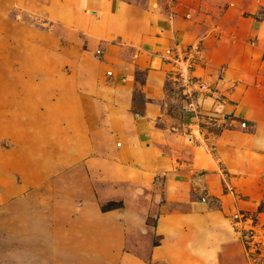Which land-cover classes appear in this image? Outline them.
<instances>
[{"label":"crops","instance_id":"crops-1","mask_svg":"<svg viewBox=\"0 0 264 264\" xmlns=\"http://www.w3.org/2000/svg\"><path fill=\"white\" fill-rule=\"evenodd\" d=\"M263 6L252 0L236 13L195 0L183 7L187 17L181 9L164 18L126 0H0V24L14 10L30 13L101 50L74 65L72 86L80 94L70 96L61 79L52 81L54 95L48 48L0 31V71L10 77L0 81V95L4 86L9 97L25 88L33 96L23 101L43 103L25 123L0 115L15 142L0 150V264H244L230 216L241 206L239 194L252 193L253 175L264 171V126L213 134L199 121L226 112L260 118L254 98L237 88L256 84L245 83L244 66L258 50L244 46L252 36L264 43V21L255 18ZM175 41L201 42L195 72L226 90L227 103L199 95L194 115L168 99L172 80L159 53ZM30 77L37 80L27 90ZM60 121L59 143L50 137ZM51 163L60 169L55 177ZM97 168L137 183L161 178L159 197L170 208L155 214L148 259L126 248L130 212L101 208L92 186Z\"/></svg>","mask_w":264,"mask_h":264},{"label":"rangeland","instance_id":"rangeland-1","mask_svg":"<svg viewBox=\"0 0 264 264\" xmlns=\"http://www.w3.org/2000/svg\"><path fill=\"white\" fill-rule=\"evenodd\" d=\"M131 3L138 4L146 10L161 15L164 18H168L173 13H177L181 10L184 17H187V11H184L187 2L195 0H126ZM255 1V0H254ZM259 1V0H258ZM209 7L222 9L224 6L229 5L234 8V11H238V8L242 11L247 10L252 0H206ZM264 2V0H263ZM189 12V11H188ZM246 14V13H245ZM257 20L264 21V6L259 8L255 14ZM0 31L16 34L19 38L38 44L41 47H46L50 51V67L49 76L51 86L53 88L54 95H57L58 89L55 87L57 80H66L69 88L66 89L70 96H74L75 90L80 94L81 89H75L72 86L73 81V69L74 65H79L80 62L91 59L92 57L99 56L101 53L97 44L92 43L88 37L77 32L74 29H69L58 23L47 21L39 18L30 13L14 10L11 14L0 24ZM27 41V42H28ZM253 42V43H252ZM255 37L249 39V43L244 47L257 48V56L252 58L251 62L245 64V83L248 80L256 79V84L250 87L239 86L237 89L239 92L246 90L253 98L254 103L251 105L252 109L257 110L260 113L259 119H253L247 121L243 118L234 116L231 112L221 113L217 116H211L203 118L200 116L199 126L202 130H206L213 134H219L222 130H237L243 132H254L255 124H261L264 126V43H259ZM8 43V42H7ZM183 44V43H182ZM186 45V44H183ZM200 53L202 59L201 42ZM242 46V48H244ZM6 55H10L11 50H5ZM262 54V55H261ZM16 60V58H13ZM263 61H262V60ZM20 58H17L16 64ZM14 61V60H13ZM201 60H199L200 62ZM9 63V60H4ZM199 64V63H198ZM197 64V65H198ZM110 72V71H109ZM195 72V68H194ZM222 70L219 69V74ZM40 74L41 78H45L43 73ZM108 74V73H107ZM196 75H198L195 72ZM202 80L210 83L216 88L219 97H204L210 98L215 102L227 103L228 96L225 93L226 90L221 89L215 83L207 81L202 76L198 75ZM32 77V76H31ZM24 81L25 87L29 89L30 83L33 84L35 79L32 78ZM34 78V77H33ZM9 73L0 71V81H9ZM53 81V82H52ZM57 83V82H56ZM70 83V84H69ZM54 84V85H53ZM233 87L231 88V90ZM8 87H1L0 95V115L3 117V121H7L8 124L12 123V118L17 116L23 123L26 121L28 114H36L37 107L43 106L42 102L36 103V105L27 104L24 98L33 96L27 94L25 88L19 89L18 97H9L6 91H9ZM22 90V91H21ZM167 97H173L179 101L185 102L178 92L177 85L172 82H168L167 85ZM169 94V96H168ZM6 95V96H5ZM199 94L196 92L193 99L197 100ZM37 100V99H34ZM196 106V105H195ZM34 111L31 113L30 111ZM191 113L192 110L184 109ZM196 112L198 114V107L196 106ZM50 114H56L55 111L50 110ZM2 121V122H3ZM246 122V127L241 126V122ZM56 134H51L50 139H56V142L64 140V128L63 122L60 121ZM61 131V132H60ZM0 150L9 149L14 146L13 137L10 136L9 126H0ZM51 148V146H50ZM259 161H262L261 159ZM51 163L50 177H55L56 172L60 169L54 167ZM116 170V169H115ZM96 175H93V190L97 194L98 202L102 209H125L130 212V223L127 239V250L148 259L149 251L156 242V236L152 232L153 221L155 214L160 208H170L165 206L163 200L160 199L161 190V178L158 176L155 178L154 185L146 183L131 182L126 179H122L119 176H105V170L96 169ZM69 174H73L70 172ZM16 181L20 182V178L17 177ZM247 185L251 186V194H239L241 206L235 210L230 216L235 229L239 232L241 252L244 264H264V171L253 175L252 181ZM127 217V216H126Z\"/></svg>","mask_w":264,"mask_h":264},{"label":"built area","instance_id":"built-area-1","mask_svg":"<svg viewBox=\"0 0 264 264\" xmlns=\"http://www.w3.org/2000/svg\"><path fill=\"white\" fill-rule=\"evenodd\" d=\"M159 56L169 66V78L177 85L185 102L184 109L195 112L196 100L193 97L196 92L203 97H219L216 88L202 80L194 72L195 66L201 60L199 41L186 45L175 41L172 45L164 48ZM107 73L110 74L109 71ZM241 126L246 127V122L242 121Z\"/></svg>","mask_w":264,"mask_h":264},{"label":"trees","instance_id":"trees-1","mask_svg":"<svg viewBox=\"0 0 264 264\" xmlns=\"http://www.w3.org/2000/svg\"><path fill=\"white\" fill-rule=\"evenodd\" d=\"M179 92V91H178Z\"/></svg>","mask_w":264,"mask_h":264}]
</instances>
